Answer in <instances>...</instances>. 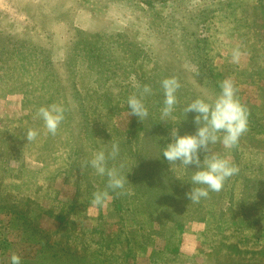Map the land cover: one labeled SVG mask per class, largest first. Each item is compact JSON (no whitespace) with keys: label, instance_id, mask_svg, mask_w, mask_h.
I'll return each instance as SVG.
<instances>
[{"label":"rangeland","instance_id":"obj_1","mask_svg":"<svg viewBox=\"0 0 264 264\" xmlns=\"http://www.w3.org/2000/svg\"><path fill=\"white\" fill-rule=\"evenodd\" d=\"M149 1L0 0V264H264V0ZM172 77L177 96L209 102L231 80L250 118L232 149L201 153L238 172L198 203L185 195L196 165L160 156L193 118L178 104L161 118ZM145 85L140 121L126 102ZM52 104L64 109L55 135L38 115ZM114 143L107 168L128 180L116 191L88 163Z\"/></svg>","mask_w":264,"mask_h":264},{"label":"clouds","instance_id":"obj_2","mask_svg":"<svg viewBox=\"0 0 264 264\" xmlns=\"http://www.w3.org/2000/svg\"><path fill=\"white\" fill-rule=\"evenodd\" d=\"M239 53L233 55L237 60ZM163 101L161 118L171 117L178 103L177 91L180 84L177 79L165 78L161 82ZM152 94V89L145 85L139 94L127 98L128 115L135 116L140 121L148 117L149 111L145 98ZM194 113L193 133L180 134L178 128H171L168 142L162 148L160 156L169 164H182L186 167L196 165L191 176L192 187L185 193L187 200L198 203L207 198L210 192H219L224 182L238 172V168L225 156L212 154L201 159L210 144L221 143L230 150L238 144L240 137L248 129V113L236 98V89L231 80H224L220 85V93L211 102L197 98L184 108L187 113ZM48 134L55 135L64 119V109L61 105L52 104L41 107L38 111ZM38 135L36 130L29 129L25 139L32 141ZM119 155V146L113 144L110 151L100 150L93 154L88 163L96 173L108 177V189L122 190L127 180V174L117 169H108L107 162ZM123 167V165L121 166ZM109 198L107 191L94 194L93 203L103 206ZM10 264H22L21 257L15 253L10 256Z\"/></svg>","mask_w":264,"mask_h":264},{"label":"trees","instance_id":"obj_3","mask_svg":"<svg viewBox=\"0 0 264 264\" xmlns=\"http://www.w3.org/2000/svg\"><path fill=\"white\" fill-rule=\"evenodd\" d=\"M143 2H145V3H147V4H150L151 3V1H149V0H142ZM264 6V5H263ZM204 13H208V11H205ZM206 15V14H205ZM205 18V17H204ZM192 26V25H191ZM190 26V27H191ZM201 26V25H200ZM181 30H183V31H185V30H187L188 28L187 27H184V26H180L179 27ZM190 36H192V37H196L197 38V33H193L192 35H190ZM207 43H208V41H207V39H206V37L205 38H201V39H196V43H195V45L193 46V48H191V49H193V51L195 52V53H199V54H201V55H203V56H205L206 57V53H207V49H206V45H207ZM7 45H10V44H6V46ZM6 46H1L0 47V50L1 49H3V48H5ZM205 62V61H204ZM199 64V66L200 67H198V72H196V73H202V74H204V71H206V65H204L203 64V62H200V63H198ZM205 75V74H204ZM206 76V75H205ZM209 75H207V77H208ZM177 99H178V105L179 106H181L182 107V109H183V113H184V108L186 107V105L187 104H189V103H191L193 100H191V97H188V98H185V97H182V96H177ZM151 110H153V109H149L148 111H151ZM190 116H192V114H193V116L192 117H194V113H188ZM249 120H250V118L248 119V122H249ZM190 121L192 122V125H191V123H190ZM186 125V126H188L189 127V129L191 130V133H193L194 131H195V125H194V123H193V118H188L187 120H183L182 121V125L181 126H183V125ZM181 126L178 128V130L180 131V132H182L181 130Z\"/></svg>","mask_w":264,"mask_h":264}]
</instances>
